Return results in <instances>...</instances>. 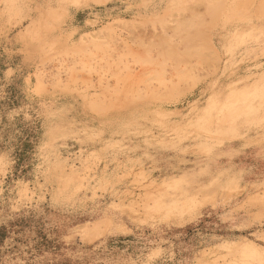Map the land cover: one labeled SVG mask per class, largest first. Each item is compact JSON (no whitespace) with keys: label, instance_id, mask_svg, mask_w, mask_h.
Wrapping results in <instances>:
<instances>
[{"label":"rangeland","instance_id":"rangeland-1","mask_svg":"<svg viewBox=\"0 0 264 264\" xmlns=\"http://www.w3.org/2000/svg\"><path fill=\"white\" fill-rule=\"evenodd\" d=\"M105 2L0 0V264H264V0Z\"/></svg>","mask_w":264,"mask_h":264},{"label":"crops","instance_id":"crops-1","mask_svg":"<svg viewBox=\"0 0 264 264\" xmlns=\"http://www.w3.org/2000/svg\"><path fill=\"white\" fill-rule=\"evenodd\" d=\"M175 0H107V2L96 5L94 12H91V17L102 20V19H124L126 21H141L146 20L149 16H154V14L162 11L167 5L171 4ZM238 21L243 20V13H239ZM233 15H228L219 21L220 31H227V24L233 20ZM217 24V26H218ZM221 31V33H222ZM219 33V35L221 34ZM219 39V38H218ZM217 49L219 51L223 50V43L221 40H217ZM251 155V153H250ZM252 156V155H251ZM246 168H249L247 178L252 180L264 181V158H253L250 164H243ZM207 242V241H206ZM210 247H220L216 248L214 251H219L222 256H228L232 253L243 252L245 247L253 250L252 253L263 255L264 245L257 243L255 240L250 239H219L218 241H210L204 246L203 250H207ZM244 253V252H243ZM193 259V258H192ZM192 259L189 261L192 262Z\"/></svg>","mask_w":264,"mask_h":264},{"label":"bare ground","instance_id":"bare-ground-1","mask_svg":"<svg viewBox=\"0 0 264 264\" xmlns=\"http://www.w3.org/2000/svg\"><path fill=\"white\" fill-rule=\"evenodd\" d=\"M203 35H204V33H203ZM196 45H197V44H196ZM169 53H170V52H169ZM154 57H155V56H154ZM144 59H145V58H144ZM175 59H176V58H175ZM153 62H154V61H153ZM155 62H156V61H155ZM134 63H135V62H134ZM136 63H137V62H136ZM115 64H116V63H115ZM178 64H179V63H178ZM163 66H164V65H163ZM152 69H153V68H152ZM174 69H175V68H174ZM148 70H149V69H148ZM157 70H158V69H157ZM153 71H154V70H153ZM160 72H161V71H160ZM178 73L180 74V72H178ZM136 75H137V74H136ZM152 75H153V74H152ZM146 76H147V75H146ZM159 78H160V77H159ZM263 79H264V78H263ZM149 80H150V78H149ZM142 84H143V83H142ZM158 91H159V90H158ZM259 95H260V93H259ZM261 99H262V98H261ZM260 101H261V100H260ZM261 102H262V101H261ZM261 104H264V103H261ZM263 107H264V105H263ZM242 121H243V119L239 120V121H238V124H239V123L242 124ZM261 121H262V120H261ZM237 145H238V144H237ZM238 157H239V156H238ZM246 250H248L247 252H250V253L253 252V250L250 249V248H248V247L245 248V251H246ZM245 251H244V253H245ZM247 252H246V253H247Z\"/></svg>","mask_w":264,"mask_h":264}]
</instances>
